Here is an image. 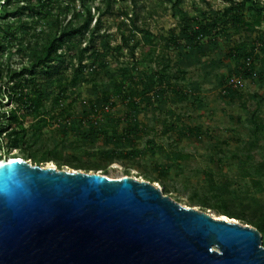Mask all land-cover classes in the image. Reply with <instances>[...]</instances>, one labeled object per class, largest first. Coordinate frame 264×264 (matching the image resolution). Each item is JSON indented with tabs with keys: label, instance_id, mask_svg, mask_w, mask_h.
I'll return each mask as SVG.
<instances>
[{
	"label": "rangeland",
	"instance_id": "obj_1",
	"mask_svg": "<svg viewBox=\"0 0 264 264\" xmlns=\"http://www.w3.org/2000/svg\"><path fill=\"white\" fill-rule=\"evenodd\" d=\"M135 3L114 0L94 42L87 33L81 43L64 47L62 73L37 82L43 94L41 100L32 97L37 114L20 102L19 93L0 91V126L17 111L24 129L17 146L0 136V161L19 157L41 167L53 163L129 176L212 216L226 211L244 225L256 216L264 222V13L257 11L264 0ZM26 4L0 0L3 85L11 71L40 52L55 20L63 26L75 13L85 17L81 0H49L38 13L19 14ZM105 4L86 1L92 26L96 8ZM134 10L140 31L125 14ZM185 31L203 36L195 42ZM135 42L152 49L153 62H141L138 48L131 55L126 45ZM86 48L79 65L76 57ZM245 53L252 56L250 71ZM164 67L162 80L157 72ZM231 76L244 87L225 90ZM248 96L256 97L255 116L240 106ZM93 119L99 120L96 127ZM126 129L131 133L125 135Z\"/></svg>",
	"mask_w": 264,
	"mask_h": 264
},
{
	"label": "water",
	"instance_id": "obj_2",
	"mask_svg": "<svg viewBox=\"0 0 264 264\" xmlns=\"http://www.w3.org/2000/svg\"><path fill=\"white\" fill-rule=\"evenodd\" d=\"M0 264H264L261 232L133 177L0 161Z\"/></svg>",
	"mask_w": 264,
	"mask_h": 264
},
{
	"label": "trees",
	"instance_id": "obj_3",
	"mask_svg": "<svg viewBox=\"0 0 264 264\" xmlns=\"http://www.w3.org/2000/svg\"><path fill=\"white\" fill-rule=\"evenodd\" d=\"M35 1L36 3H34ZM86 1L87 0H81L84 6L85 17L81 19L79 18V14L75 13L73 17L67 22V24L63 26L61 25L59 20H55L51 25V32L49 36L46 37L40 52L38 54L33 55L29 63L23 66L22 69H20L19 71H11V74L7 79V83L5 85L0 83L1 92L6 94V96H11L15 93H19L18 99L20 100V102H24V104L27 105L28 108H30L32 113L34 112L35 114H37V111H33L32 109L36 106V103L32 99V97L38 96L40 100L43 98L40 85L37 84V82L42 80L47 81L53 79L62 73V50L66 45H71L75 42L81 43L82 37H84L87 33H89L90 41L94 42L95 38L99 35L101 29V16L106 13H109L114 4V0H104L106 3V8L101 9L99 6L96 8V10L98 11V17L95 19L94 25L92 26L93 16L91 14V9L86 7ZM25 2L27 4L23 5V7L20 8L19 14H23L25 12L38 13L42 8L46 7V5L49 3V0H25ZM133 2L135 3L136 0H133ZM257 11L260 13V15H262V13H264V7L258 9ZM125 14L126 16H128V20L132 24L133 29H135L136 31H140L141 29L137 25V11L134 10L131 15L128 12ZM185 33L189 36V38H191L195 42H199L203 36V34L198 31H185ZM123 40L125 44H128L127 38L124 37ZM126 46L132 56H135L137 48L141 51V62H153L151 54L152 49L150 47H147L146 45H140L139 42H135L133 46ZM88 50V48L82 49L79 55L76 57L79 65H82L83 62L86 60L85 54ZM260 50L264 52V44ZM244 56L245 57L243 64L246 65L245 62L247 58H252V56L248 53H245ZM246 68L248 71L252 70L249 67ZM166 71L167 67H164L162 70L158 71L157 74L159 75V78H161L162 80L165 79ZM232 91L233 90L228 89V92ZM255 98V96H248L246 101L240 103V106L243 109L247 110L249 113L253 114V116H255L254 112L257 109H252L251 101ZM96 113L97 111L93 112V114ZM20 115L21 114L17 111L8 113L9 119L11 120L8 123L0 126V136L4 133L5 136H7L8 138H13L16 146L18 145L19 139L22 135V132L24 131L22 124L17 123V120L22 118ZM91 122L92 127H96V125L99 124V120L97 119H93ZM128 133L131 132L126 129L124 134L127 135ZM221 214L226 215L230 218H236L235 215L226 213V211ZM248 224L257 228L263 236L264 222H262L261 219L256 216L254 218L249 219Z\"/></svg>",
	"mask_w": 264,
	"mask_h": 264
},
{
	"label": "built area",
	"instance_id": "obj_4",
	"mask_svg": "<svg viewBox=\"0 0 264 264\" xmlns=\"http://www.w3.org/2000/svg\"><path fill=\"white\" fill-rule=\"evenodd\" d=\"M246 67H250L252 64V58H247L246 62ZM244 87L243 82L238 76H231L227 79L226 85H225V90L227 89H241Z\"/></svg>",
	"mask_w": 264,
	"mask_h": 264
},
{
	"label": "bare ground",
	"instance_id": "obj_5",
	"mask_svg": "<svg viewBox=\"0 0 264 264\" xmlns=\"http://www.w3.org/2000/svg\"><path fill=\"white\" fill-rule=\"evenodd\" d=\"M13 158H19V157H12L11 159H13ZM45 167H56L53 163H50L48 166H45ZM101 174V173H100ZM109 177V176H108ZM110 178H113V177H110ZM138 180V179H137ZM140 181V180H139ZM158 186V185H157ZM156 186V187H157ZM214 216V215H213ZM215 218H220V219H227L228 221H234V222H237V220L236 219H234V218H230V217H227V216H225V215H220V216H214Z\"/></svg>",
	"mask_w": 264,
	"mask_h": 264
}]
</instances>
